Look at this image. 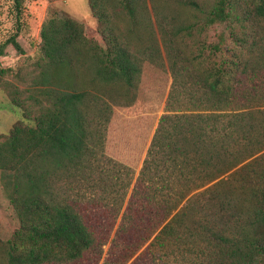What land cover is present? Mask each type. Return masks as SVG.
<instances>
[{
	"label": "trees",
	"instance_id": "1",
	"mask_svg": "<svg viewBox=\"0 0 264 264\" xmlns=\"http://www.w3.org/2000/svg\"><path fill=\"white\" fill-rule=\"evenodd\" d=\"M23 3L0 58L8 46L25 54ZM239 3L88 0L98 29L48 17L36 75L24 87L0 85L23 114L0 135L1 179L20 223L0 240V264H99L106 246L125 244L115 261L124 264L149 241L134 264H264V86L252 83L264 77V43L255 53L233 33L241 46L231 51L175 47L192 28L232 23L239 7L264 33V0ZM180 10L196 22L181 21ZM147 61L167 69L171 85L136 171L105 146L114 109L136 102Z\"/></svg>",
	"mask_w": 264,
	"mask_h": 264
},
{
	"label": "rangeland",
	"instance_id": "2",
	"mask_svg": "<svg viewBox=\"0 0 264 264\" xmlns=\"http://www.w3.org/2000/svg\"><path fill=\"white\" fill-rule=\"evenodd\" d=\"M215 1L201 0L206 9L211 7ZM239 2V6L245 7L249 0H239ZM22 7L21 31L18 40L25 54L21 55L12 46L7 47L5 55L0 58V71L4 69L8 71L3 75V82H0V85L5 81H11L24 87L27 86L25 82L31 81L36 75V68L32 65L38 57L42 42L41 31L49 16L67 14L82 21L90 28L98 29L99 27L98 20L92 15L88 6V0H24ZM245 11L246 8L239 7L234 14L232 23H220L205 29L192 28L190 30L192 34L179 35L175 47L187 54H191L197 48L206 46L207 49H210L215 45L231 51L235 46H241L239 43L235 45L233 33H236L238 37L247 39L246 46L257 53L262 48L257 42L260 39L261 43H264L262 41L264 33L257 20L244 19L242 13ZM17 13L16 0H0V44L16 33L18 28ZM179 15L181 21L189 23V25L197 20V14L193 11L180 10ZM121 20L126 26V20ZM140 33L147 36L143 30ZM243 48L245 46L241 47V49ZM206 55H209V50ZM213 61L216 62L215 59ZM19 72H21L20 75H18ZM253 80V84L256 81L258 86H264V77L258 72L255 73ZM170 85L171 76L167 69L158 68L148 61L144 62L136 102L131 107H116L114 109L107 130L105 151L108 156L131 166L136 171L140 169L147 146L164 112ZM22 115V111L12 105L6 90L0 86V135L8 133L16 122L23 119ZM230 188L232 189V186ZM103 211V208H96L93 213L97 214L100 222H110V218L103 217ZM19 225L18 217L3 186L0 172V240L4 242L9 240ZM112 239L113 237L110 241ZM150 242L144 244L135 253L133 252L136 250V246H133L129 252L133 253V256L124 264H134ZM124 245L112 248V252H107L111 245L106 246L99 264H119L115 261L120 259L119 255ZM180 259L174 260L173 264H194L190 260L191 257L189 260Z\"/></svg>",
	"mask_w": 264,
	"mask_h": 264
}]
</instances>
